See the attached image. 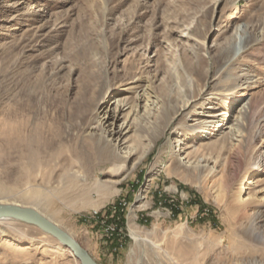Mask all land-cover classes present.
Returning <instances> with one entry per match:
<instances>
[{"label":"rangeland","instance_id":"obj_1","mask_svg":"<svg viewBox=\"0 0 264 264\" xmlns=\"http://www.w3.org/2000/svg\"><path fill=\"white\" fill-rule=\"evenodd\" d=\"M137 79L156 107L138 115L129 134L136 156L112 176L81 133L101 120L104 92L133 106ZM212 109L226 112L218 121L231 135L195 134L198 114ZM12 122L43 136L42 159L57 149L63 166L74 162L79 202L49 211L96 263L264 264V0H0L7 187ZM12 226L20 234L0 236V264H80L37 227Z\"/></svg>","mask_w":264,"mask_h":264},{"label":"bare ground","instance_id":"obj_2","mask_svg":"<svg viewBox=\"0 0 264 264\" xmlns=\"http://www.w3.org/2000/svg\"><path fill=\"white\" fill-rule=\"evenodd\" d=\"M172 35L181 36L179 33H172ZM199 46L201 50L206 52L205 43H199ZM142 83L143 80L137 79L129 88V90H135L136 101L133 106L124 100L116 99V94L104 92L96 108V114L101 115V120L98 123L93 121L94 123H90L81 133L88 141L100 147L102 159L105 164L109 165L108 172H111L112 176H117L120 169L124 168L123 164L136 156L129 144L131 137L129 134L134 131L138 115H143V113L152 111L156 107V98L153 97L154 99H152L151 94L148 93L149 84L144 86ZM201 92L197 90L192 98L185 100L182 110H187L194 100L201 96ZM111 100H114V103L111 104ZM203 113L202 111L201 115L198 114V117L201 118L194 120H202L199 123V132H195L201 136L200 138L206 137L209 132H220V130H227L228 135H231L232 130L226 122L224 123L225 118L218 121L220 118L218 116L223 117L226 112L216 116L212 109L205 112V117ZM11 124L8 138L12 154V162L9 164L12 172V184L7 187L0 182V194L3 195L4 192L10 191L17 200L9 201L8 198L0 196V205L30 208L61 229L62 225L57 219V211H49V209L59 204L62 206L67 203H72L73 206L77 204L79 202L78 196L72 194L76 191L80 180L83 181V179L79 177L80 173L75 169L72 160L63 166L60 160L62 154L60 150L53 149L48 153V160L42 159L41 150L42 148L47 149L49 144L45 143L39 132H28L17 122ZM187 158L186 155L180 158L186 167L191 165ZM116 183V181H112L108 188H112ZM141 199V196L137 197V200L140 201ZM253 199L252 197L240 201L245 206ZM12 221L9 218H0V236L7 234L6 230L20 234L12 226ZM130 221L131 237L138 244L142 240L134 225L133 215ZM0 240L2 239L0 238ZM5 240L17 242L16 239L9 236L5 237ZM58 250L64 251L60 247ZM132 254L133 250L130 251V256Z\"/></svg>","mask_w":264,"mask_h":264},{"label":"water","instance_id":"obj_3","mask_svg":"<svg viewBox=\"0 0 264 264\" xmlns=\"http://www.w3.org/2000/svg\"><path fill=\"white\" fill-rule=\"evenodd\" d=\"M0 218H9L37 227L45 234L50 235L60 242V244L73 254L80 264H98L70 235L30 208H22L14 205H0Z\"/></svg>","mask_w":264,"mask_h":264}]
</instances>
